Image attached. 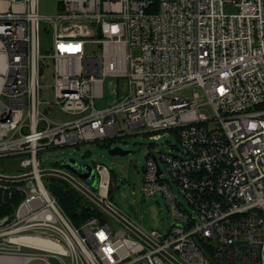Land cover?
Here are the masks:
<instances>
[{"label": "built area", "instance_id": "2783aa9c", "mask_svg": "<svg viewBox=\"0 0 264 264\" xmlns=\"http://www.w3.org/2000/svg\"><path fill=\"white\" fill-rule=\"evenodd\" d=\"M48 75L52 105L76 119L42 111ZM118 115L179 141L148 156L142 192L161 191L175 219L166 234L134 223L149 241L96 217L76 226L44 171L72 173L40 159L125 136ZM11 157L21 171L0 172V205L17 198L0 215V262L264 264V0H60L54 15L0 0V159ZM94 169L97 187L84 185L117 209L110 169Z\"/></svg>", "mask_w": 264, "mask_h": 264}, {"label": "rangeland", "instance_id": "374dc122", "mask_svg": "<svg viewBox=\"0 0 264 264\" xmlns=\"http://www.w3.org/2000/svg\"><path fill=\"white\" fill-rule=\"evenodd\" d=\"M59 1L39 0L40 12L43 15L56 14ZM42 40L43 44L47 46H51L53 43L50 34L43 35ZM134 55H139L137 49L134 50ZM41 82L44 86L41 100L45 102L42 105V111L54 122L61 123L76 119L78 116L65 113L59 107L52 105L53 90L50 88L53 85L52 76L48 75L46 78L41 79ZM193 93L192 89H188L182 93V96L190 97ZM204 112L210 114L207 110H204ZM118 119L120 120L118 128L123 129L128 134L107 142L110 143V147L119 146L130 151L128 154L112 156L108 152L109 148L102 145L103 141H93L44 151L40 153V159L46 167L59 166L58 168L62 169H65L61 165L67 159H75L81 165L91 164L94 166L100 163L108 167L113 175L115 186L110 200L117 210L146 231L158 230L160 233L166 234L174 224L175 219L170 215L167 200L161 191L153 196H148L142 192L145 166L150 154H159L160 152L175 154L179 152L177 147L172 145H179V141L176 136L170 135L166 131L143 132L145 129L125 127L121 122L122 115H118ZM157 134L161 136L155 137ZM158 160L162 168H165L163 159L160 156ZM20 171L21 166L18 157L0 159V172L18 174ZM48 179H46V182H48ZM91 187L94 188V186ZM174 193L185 208L194 211V207L175 184ZM104 212L107 213L105 210ZM106 221L113 229L123 227V224L109 213H107ZM65 260L68 264L70 263L69 257H65Z\"/></svg>", "mask_w": 264, "mask_h": 264}, {"label": "water", "instance_id": "95a60500", "mask_svg": "<svg viewBox=\"0 0 264 264\" xmlns=\"http://www.w3.org/2000/svg\"><path fill=\"white\" fill-rule=\"evenodd\" d=\"M108 152L110 155L114 156V155H126L130 151L124 150L122 147L115 146V147H109ZM154 160H157L155 156H154ZM61 166L67 169L73 175L59 169H47L44 171V174L55 175L66 179L72 185H74L79 191H81L85 196H87L92 202H94L97 206L101 207L107 213L118 219L125 227L131 229L133 232H135L137 235L141 236L145 240H148L147 237L138 229V227H136L134 223H132L129 219H127L117 209L113 208L107 202L105 197L98 196L86 185H84V183H86L91 186H94V188L97 187L99 179L94 169V166H92L91 164L81 165L75 159H67L66 161H64V163ZM161 172L162 170L159 167L158 173L161 174ZM4 178L5 177H3V179Z\"/></svg>", "mask_w": 264, "mask_h": 264}, {"label": "trees", "instance_id": "16d2710c", "mask_svg": "<svg viewBox=\"0 0 264 264\" xmlns=\"http://www.w3.org/2000/svg\"><path fill=\"white\" fill-rule=\"evenodd\" d=\"M103 146L109 148L110 143L104 141ZM59 167V166H54ZM50 190L57 197L59 204L62 206L67 215L71 218L76 226H81L87 220L96 217L103 222L106 221L107 213L99 206L92 202L81 191L75 188L66 179L58 176H48ZM113 179V175H112ZM115 190L114 183L111 186V192ZM17 198L10 201L8 204L0 205V215L9 212L12 204L17 203Z\"/></svg>", "mask_w": 264, "mask_h": 264}, {"label": "bare ground", "instance_id": "6f19581e", "mask_svg": "<svg viewBox=\"0 0 264 264\" xmlns=\"http://www.w3.org/2000/svg\"><path fill=\"white\" fill-rule=\"evenodd\" d=\"M0 264H11V263H8L6 261H3V262H0Z\"/></svg>", "mask_w": 264, "mask_h": 264}]
</instances>
